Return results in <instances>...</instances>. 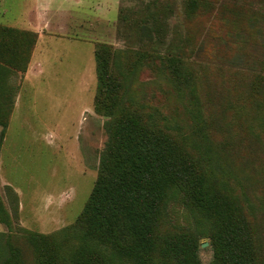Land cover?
<instances>
[{
	"label": "rangeland",
	"instance_id": "1",
	"mask_svg": "<svg viewBox=\"0 0 264 264\" xmlns=\"http://www.w3.org/2000/svg\"><path fill=\"white\" fill-rule=\"evenodd\" d=\"M18 1H0V238L13 264L93 248L80 219L111 121L131 108L198 165L264 264V0H41L38 31L3 23ZM97 52L110 55L116 96L101 91ZM216 229L208 207L168 190L160 237L191 239L199 264H221Z\"/></svg>",
	"mask_w": 264,
	"mask_h": 264
},
{
	"label": "trees",
	"instance_id": "2",
	"mask_svg": "<svg viewBox=\"0 0 264 264\" xmlns=\"http://www.w3.org/2000/svg\"><path fill=\"white\" fill-rule=\"evenodd\" d=\"M109 56L95 55L101 91L116 96L120 80L108 71ZM112 60L118 62L119 56L112 55ZM142 118L131 108L111 121L98 176L80 219L93 248L63 257L46 252L43 264H152L159 246L163 264H199L191 239L160 237L157 230L172 186L198 208L212 211L217 223L213 243L221 264H258L247 223L217 193H207L202 172L180 145ZM2 247L3 264H13L12 248L7 243Z\"/></svg>",
	"mask_w": 264,
	"mask_h": 264
},
{
	"label": "crops",
	"instance_id": "3",
	"mask_svg": "<svg viewBox=\"0 0 264 264\" xmlns=\"http://www.w3.org/2000/svg\"><path fill=\"white\" fill-rule=\"evenodd\" d=\"M1 1V0H0ZM80 0L75 1V5L79 3ZM68 2V1H67ZM17 8L12 9V16L6 17L5 20H3V23L6 25H10L13 27H19V28H25L30 30L38 31L40 28H43L46 26V18H45V9L44 4L41 2V0H21L18 1ZM2 3H0L1 5ZM70 5H66L63 7L72 8L73 4L69 3ZM70 13H74V11L70 10ZM72 16V15H71ZM2 16L0 15V18ZM59 23H55L57 25H63L65 28L66 26L72 27V23L70 21L69 25H66L63 23V21H55Z\"/></svg>",
	"mask_w": 264,
	"mask_h": 264
},
{
	"label": "water",
	"instance_id": "4",
	"mask_svg": "<svg viewBox=\"0 0 264 264\" xmlns=\"http://www.w3.org/2000/svg\"><path fill=\"white\" fill-rule=\"evenodd\" d=\"M207 245V243L205 242V243H202L201 244V247H205Z\"/></svg>",
	"mask_w": 264,
	"mask_h": 264
}]
</instances>
